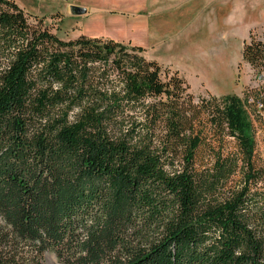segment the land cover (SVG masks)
Segmentation results:
<instances>
[{"label": "trees", "instance_id": "obj_1", "mask_svg": "<svg viewBox=\"0 0 264 264\" xmlns=\"http://www.w3.org/2000/svg\"><path fill=\"white\" fill-rule=\"evenodd\" d=\"M31 18L0 0V264H264V83L261 112L196 97L140 46ZM242 59L263 78L264 33Z\"/></svg>", "mask_w": 264, "mask_h": 264}, {"label": "rangeland", "instance_id": "obj_2", "mask_svg": "<svg viewBox=\"0 0 264 264\" xmlns=\"http://www.w3.org/2000/svg\"><path fill=\"white\" fill-rule=\"evenodd\" d=\"M15 1L37 16L30 23L42 20L62 40L86 35L144 48L147 59L183 76L196 97L236 95L250 102L264 83V73L258 78L242 59L250 34L264 33V0H75L89 8L80 17L53 7L74 0ZM169 16L171 25L165 23ZM248 108L256 129V151L264 161V127L260 128L254 108ZM52 256H46V264H62Z\"/></svg>", "mask_w": 264, "mask_h": 264}, {"label": "crops", "instance_id": "obj_3", "mask_svg": "<svg viewBox=\"0 0 264 264\" xmlns=\"http://www.w3.org/2000/svg\"><path fill=\"white\" fill-rule=\"evenodd\" d=\"M42 1H44V0H42ZM51 1V0H50ZM61 1H63V0H60V2ZM54 1H51V2H49V3H53ZM53 7H54V9H59V10H63L64 8L65 9H67L68 11H69V13L72 15V16H76V15H73L72 13H71V8L72 7H80V8H84V9H86V14H84V15H80V16H86L87 14H88V12H89V8L88 7H85V6H82V5H80V4H77L76 3V1L74 0V2H73V4H62V3H60L59 5L58 4H55V5H53ZM177 8H179L180 10H181V4H180V6L179 7H177ZM110 14H117V13H114L113 11L112 12H109ZM80 16H78V17H80ZM262 17H263V20H264V13L262 14ZM166 18V20H165V23H167V25H171L172 24V16H169V17H165ZM168 27V26H167ZM166 27V28H167ZM167 30H169V28H167ZM164 38H167V35L166 36H163ZM168 38H170V37H168ZM149 59V58H148Z\"/></svg>", "mask_w": 264, "mask_h": 264}, {"label": "water", "instance_id": "obj_4", "mask_svg": "<svg viewBox=\"0 0 264 264\" xmlns=\"http://www.w3.org/2000/svg\"><path fill=\"white\" fill-rule=\"evenodd\" d=\"M71 13L73 15H76V16L84 15V14H86V9L80 8V7H72L71 8ZM52 257L55 258V256H52Z\"/></svg>", "mask_w": 264, "mask_h": 264}, {"label": "built area", "instance_id": "obj_5", "mask_svg": "<svg viewBox=\"0 0 264 264\" xmlns=\"http://www.w3.org/2000/svg\"><path fill=\"white\" fill-rule=\"evenodd\" d=\"M249 104H254L255 107H256L258 110H260V112H261V108H262V104H261V103H259V102H255L254 100H252V101L249 102Z\"/></svg>", "mask_w": 264, "mask_h": 264}]
</instances>
